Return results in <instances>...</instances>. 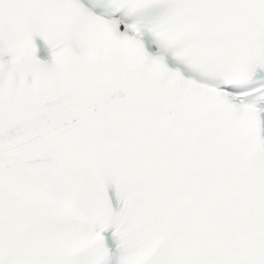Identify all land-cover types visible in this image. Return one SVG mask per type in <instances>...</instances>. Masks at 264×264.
<instances>
[{
  "label": "snow or ice",
  "instance_id": "obj_1",
  "mask_svg": "<svg viewBox=\"0 0 264 264\" xmlns=\"http://www.w3.org/2000/svg\"><path fill=\"white\" fill-rule=\"evenodd\" d=\"M0 264H264V0H0Z\"/></svg>",
  "mask_w": 264,
  "mask_h": 264
}]
</instances>
